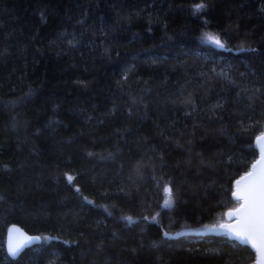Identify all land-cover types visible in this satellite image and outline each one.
<instances>
[{
    "label": "trees",
    "instance_id": "1",
    "mask_svg": "<svg viewBox=\"0 0 264 264\" xmlns=\"http://www.w3.org/2000/svg\"><path fill=\"white\" fill-rule=\"evenodd\" d=\"M263 132L264 0H0V264H255L164 230L236 208Z\"/></svg>",
    "mask_w": 264,
    "mask_h": 264
},
{
    "label": "water",
    "instance_id": "2",
    "mask_svg": "<svg viewBox=\"0 0 264 264\" xmlns=\"http://www.w3.org/2000/svg\"><path fill=\"white\" fill-rule=\"evenodd\" d=\"M255 146L259 152L258 158L252 164L250 170L235 181L233 196L241 203L236 208L227 211V222L222 223V227L227 228L230 239L249 245L255 251L257 255L255 264H264V225L261 224L258 216H253L251 213L254 205L252 192L258 186L260 180L264 178V133L256 137ZM250 173L251 175H249ZM237 234L246 239L247 243L242 242V239H238ZM36 237L41 239L37 241L34 239ZM41 242L42 237L40 234L30 233L17 223H12L8 227L6 236L8 253L10 247L21 246L23 250L19 252L20 255L26 248Z\"/></svg>",
    "mask_w": 264,
    "mask_h": 264
},
{
    "label": "snow or ice",
    "instance_id": "3",
    "mask_svg": "<svg viewBox=\"0 0 264 264\" xmlns=\"http://www.w3.org/2000/svg\"><path fill=\"white\" fill-rule=\"evenodd\" d=\"M203 5H200L199 8H202ZM210 39H213L214 43L217 44L218 46L220 47H223V43L219 40V39H216V38H213V37H209ZM251 175V173L249 174ZM67 178V181L69 184L72 183V181L74 180V177L71 176V175H67L66 176ZM78 191V189H77ZM165 192L169 194L170 196V193H171V190L170 188H165ZM252 196H253V200H254V205L251 209V213L253 216H258L259 219H260V222L262 225H264V178H262L258 184V186L253 190L252 192ZM88 203H92L91 201H88ZM169 204V200H165V205H168ZM129 225H131L132 223H135V221L131 218V217H126L125 218ZM167 235V233L165 234ZM237 238L238 239H242V242H245L247 243V240L246 239H243L239 236V234H237ZM30 240L32 238H29ZM35 240H40L41 238L40 237H36L34 238ZM22 247L21 246H17L15 248L13 247H10L9 248V255L13 258L17 257L19 255V252L22 251Z\"/></svg>",
    "mask_w": 264,
    "mask_h": 264
},
{
    "label": "rangeland",
    "instance_id": "4",
    "mask_svg": "<svg viewBox=\"0 0 264 264\" xmlns=\"http://www.w3.org/2000/svg\"><path fill=\"white\" fill-rule=\"evenodd\" d=\"M209 37H213L216 38V36L214 34H212ZM209 37H207V41H211L214 42L213 39H210ZM264 133V132H263ZM170 203V201H169ZM149 220L152 221H157L158 220V214L149 217ZM227 222V214L223 215L218 222L214 223V224H209V225H205V226H199V227H194V226H184L181 227L179 229L176 230H169V229H165L164 230V235L167 233V237H176L179 236L181 234H188V233H204V232H216V233H224L226 235H228V230L226 227H222V223Z\"/></svg>",
    "mask_w": 264,
    "mask_h": 264
}]
</instances>
